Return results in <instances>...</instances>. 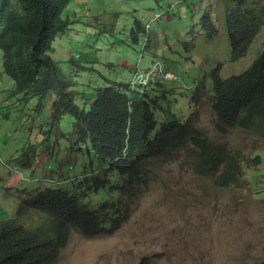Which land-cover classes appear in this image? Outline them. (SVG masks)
Returning <instances> with one entry per match:
<instances>
[{
  "label": "rangeland",
  "instance_id": "374dc122",
  "mask_svg": "<svg viewBox=\"0 0 264 264\" xmlns=\"http://www.w3.org/2000/svg\"><path fill=\"white\" fill-rule=\"evenodd\" d=\"M235 5L234 0H71L63 11L68 28L48 51L86 98L85 104H91L96 88L107 82L147 83L145 89L157 97L162 114L170 117L172 112L186 120L192 111L193 124L211 142L240 149L245 156L235 186L218 188L212 177L195 172V157L187 146L164 160L149 161L140 183L114 182L107 186V196L91 188L87 192V159L66 145L73 117L52 119L54 93L41 101L14 93L0 50V221L12 216L23 194L48 186L71 190L70 183L80 175L83 190H77L89 206L112 210L124 205L115 208L121 209V218L111 232L94 237L72 231L53 264L263 261L264 137L237 128L217 132L209 101L214 71L221 78L238 74L264 48L263 21L246 54L231 60L225 19ZM260 5L264 0L242 3L246 9ZM204 16L215 28L211 37L203 27ZM200 85L209 96L192 98ZM26 153H31L29 162ZM256 157L259 161L253 160Z\"/></svg>",
  "mask_w": 264,
  "mask_h": 264
},
{
  "label": "trees",
  "instance_id": "16d2710c",
  "mask_svg": "<svg viewBox=\"0 0 264 264\" xmlns=\"http://www.w3.org/2000/svg\"><path fill=\"white\" fill-rule=\"evenodd\" d=\"M234 1L236 5L225 19L232 61L246 54L264 21V5L246 9L243 0ZM69 2L0 0L1 66L14 81V93L40 101L54 93L52 119L59 122L65 114L73 117L66 145L75 146L76 151L71 152L87 159L91 171L84 179L86 191L91 188L107 196V186L114 182L122 186L140 183L149 161L164 160L187 146L195 157V172L212 177L218 188L235 186L246 160L241 150L211 142L193 124L191 110L186 120L172 112L170 117L162 114L164 108L145 89L147 83L141 87L107 82L96 88L92 103L85 104L86 98L72 79L48 54L55 37L68 28L63 11ZM202 22L211 37L215 28L209 17L204 16ZM211 77L212 95L200 85L192 98L209 96L216 131L237 128L264 137V48L244 71L227 78L214 71ZM30 155L26 153L25 162ZM253 160L259 161V157ZM74 178L71 190L48 186L18 198L12 216L0 221V264H53L72 231L94 237L116 227L121 218V209H117L124 205L112 210L90 207L88 198L77 190H83L80 175Z\"/></svg>",
  "mask_w": 264,
  "mask_h": 264
},
{
  "label": "clouds",
  "instance_id": "9594fccd",
  "mask_svg": "<svg viewBox=\"0 0 264 264\" xmlns=\"http://www.w3.org/2000/svg\"><path fill=\"white\" fill-rule=\"evenodd\" d=\"M147 74V73H146ZM139 82V81H138Z\"/></svg>",
  "mask_w": 264,
  "mask_h": 264
},
{
  "label": "built area",
  "instance_id": "2783aa9c",
  "mask_svg": "<svg viewBox=\"0 0 264 264\" xmlns=\"http://www.w3.org/2000/svg\"><path fill=\"white\" fill-rule=\"evenodd\" d=\"M171 76V75H170Z\"/></svg>",
  "mask_w": 264,
  "mask_h": 264
},
{
  "label": "crops",
  "instance_id": "0c3cea01",
  "mask_svg": "<svg viewBox=\"0 0 264 264\" xmlns=\"http://www.w3.org/2000/svg\"><path fill=\"white\" fill-rule=\"evenodd\" d=\"M71 1V0H70Z\"/></svg>",
  "mask_w": 264,
  "mask_h": 264
}]
</instances>
